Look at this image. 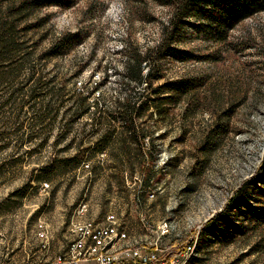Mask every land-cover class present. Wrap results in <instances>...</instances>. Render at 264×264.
Here are the masks:
<instances>
[{"label": "rangeland", "instance_id": "rangeland-1", "mask_svg": "<svg viewBox=\"0 0 264 264\" xmlns=\"http://www.w3.org/2000/svg\"><path fill=\"white\" fill-rule=\"evenodd\" d=\"M15 4L3 3L0 13ZM37 4L15 17L19 51L0 64V264H55L68 254L74 232L91 223L103 230L121 226L126 239L108 254L124 264L136 254L157 255L164 264L160 258L170 247L179 251L170 262L184 258L179 264H264V13L219 41L189 19L178 56L159 64L163 78L154 86L192 80L200 86L181 100L163 101L171 96L165 87L150 93L140 118L151 135L144 155L118 141L60 167L52 161L73 154L61 152L70 137L59 138L69 122L73 82L78 88L107 73L99 96L111 110L115 96H124L115 80L128 49L144 53L155 46L170 11L156 0ZM64 32L77 41L39 59ZM152 101L161 104L160 115ZM48 162L50 182H38V169ZM189 244L194 249L186 254Z\"/></svg>", "mask_w": 264, "mask_h": 264}, {"label": "trees", "instance_id": "trees-1", "mask_svg": "<svg viewBox=\"0 0 264 264\" xmlns=\"http://www.w3.org/2000/svg\"><path fill=\"white\" fill-rule=\"evenodd\" d=\"M39 0H0L3 3L16 2L17 4L7 7L5 12L0 13V64L7 60H12L18 53L19 46L17 44V35L14 28L15 17H21L23 13L37 6ZM161 6L169 9L168 20L161 25L160 40L155 46L141 53L136 49H128L126 60L122 67V72L116 74L115 84L117 91L124 92L117 94L112 101V108H104L102 103L101 91L107 84L109 75L104 73L98 82H92L91 79L86 83H79L76 88V82H73L74 91L66 102H61L63 107L68 104L70 112L69 122L60 126L59 138H68V143L61 149V152L72 151L71 156H65L60 160H53L60 163V167L67 165L76 166L83 157H86L90 150L95 153H102L107 150L109 145L120 142L124 149H128V144H134L144 155L143 150L146 149L145 140H151L149 132H145L143 123L140 118L143 112L147 111L149 95L152 93L160 95L162 87L168 91L171 96L162 99L181 100V97L188 91L198 87L199 80L189 82H167L161 86H154L162 80L163 75L160 69V63L167 58H176L178 56L177 46L180 42L182 31L189 24L190 18H196L193 27L195 30H201L204 27V34L214 41L224 39L223 32H227L235 27L238 23L255 17L259 13H264V0H156ZM13 21V22H12ZM203 25V26H202ZM77 36L69 32H64L56 39L51 48L43 52L39 59H48L56 56L57 52L64 47L77 41ZM144 67L147 71L144 72ZM81 70H77L73 77L78 76ZM92 78V77H91ZM73 79V78H72ZM39 83L32 89L34 95L40 91ZM89 85L90 88H87ZM144 86L145 88H141ZM143 91V92H142ZM144 93V94H141ZM166 93V92H165ZM94 94H98L96 100L91 101ZM164 94V92H163ZM146 96V98H142ZM170 97V98H169ZM36 98V97H34ZM102 101V103L100 102ZM160 103L152 101V107L156 113L160 115ZM151 119V115H149ZM117 124L119 126H117ZM89 127V129H87ZM77 128V129H73ZM152 143V142H151ZM51 163L42 165L38 169L37 181L50 182ZM89 167V166H88ZM146 187L149 178L143 180ZM239 192H236V196ZM227 207L221 215H225ZM216 215L208 226L221 216ZM121 231V226L118 225ZM192 245V244H189ZM173 246V245H172ZM69 249V248H68ZM68 251V250H67ZM179 255V251L174 247H170L162 256L161 260L164 264H168L170 260Z\"/></svg>", "mask_w": 264, "mask_h": 264}, {"label": "built area", "instance_id": "built-area-1", "mask_svg": "<svg viewBox=\"0 0 264 264\" xmlns=\"http://www.w3.org/2000/svg\"><path fill=\"white\" fill-rule=\"evenodd\" d=\"M98 226L99 224L91 223L89 230L81 229L78 234L74 232L75 238L69 245L68 254L59 256L55 264H76L83 259H93L96 264H124L120 260H114V258L108 256V249L113 248L120 238H126V234L123 231H119L118 226L108 225L104 230L97 228ZM108 227H115V234H108ZM100 236H108V243L98 244V237ZM135 256L130 259L131 264L158 263V256L154 254H149L144 258L138 256V254ZM179 259L177 258L169 264H179Z\"/></svg>", "mask_w": 264, "mask_h": 264}, {"label": "bare ground", "instance_id": "bare-ground-1", "mask_svg": "<svg viewBox=\"0 0 264 264\" xmlns=\"http://www.w3.org/2000/svg\"><path fill=\"white\" fill-rule=\"evenodd\" d=\"M83 207H85V206H83ZM82 207V210L83 209H85V208H83ZM108 234H115V227H108ZM126 238H120L119 239V242H123L124 240H125ZM106 243H108V236H100V237H98V244H106ZM193 244V243H192ZM194 246V245H193ZM192 245H188V246H186L185 247V253L186 254H191L192 252H193V249H194V247H193ZM112 248H109L108 249V253L110 252V250H111ZM116 253V252H115ZM108 256H109V254H108ZM183 259L184 258H182V257H180V259H179V263L180 262H182L183 261ZM185 263V262H184Z\"/></svg>", "mask_w": 264, "mask_h": 264}]
</instances>
